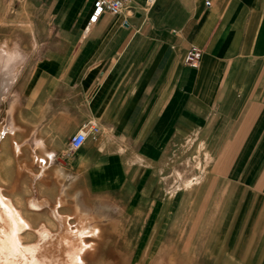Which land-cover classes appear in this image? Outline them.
Listing matches in <instances>:
<instances>
[{
  "label": "crops",
  "instance_id": "0c3cea01",
  "mask_svg": "<svg viewBox=\"0 0 264 264\" xmlns=\"http://www.w3.org/2000/svg\"><path fill=\"white\" fill-rule=\"evenodd\" d=\"M94 1L0 0L3 136L64 160L93 196L140 184L144 166H164L184 141L208 143L238 191L264 190V0H128L85 34ZM192 47L196 68L184 64ZM90 123L96 133L70 152ZM262 206L260 196L252 219ZM262 214L248 250L264 247Z\"/></svg>",
  "mask_w": 264,
  "mask_h": 264
},
{
  "label": "rangeland",
  "instance_id": "374dc122",
  "mask_svg": "<svg viewBox=\"0 0 264 264\" xmlns=\"http://www.w3.org/2000/svg\"><path fill=\"white\" fill-rule=\"evenodd\" d=\"M5 128L0 123V196L28 226L22 244L49 247L53 262L61 263V236L67 227L72 242L78 233L95 229V237L83 236L92 245L83 264H264L263 246L247 249L262 231L264 207L255 219L252 215L264 190L238 191L228 173H218L221 159L209 156L208 143H176L164 166L143 167L140 184L93 196L64 160L43 156L38 143L23 140L21 133L3 136ZM250 192L242 237L231 246L236 216ZM30 203L41 207L34 210ZM36 231L48 236L43 240Z\"/></svg>",
  "mask_w": 264,
  "mask_h": 264
},
{
  "label": "bare ground",
  "instance_id": "6f19581e",
  "mask_svg": "<svg viewBox=\"0 0 264 264\" xmlns=\"http://www.w3.org/2000/svg\"><path fill=\"white\" fill-rule=\"evenodd\" d=\"M0 204L4 206V212L0 214V264H83L84 253L91 252L92 245H87L83 241V236L95 237V229L90 228L91 231L87 229L86 234L78 233V239L72 242L70 239L73 234L66 227L65 233L61 236L62 254L59 260L61 263L53 262L51 258L54 256L49 247L22 244L21 237H24L23 231L28 228L27 224L8 199L0 196ZM30 206L38 208L40 205L31 203ZM36 234L43 240L48 236V232L45 231H36Z\"/></svg>",
  "mask_w": 264,
  "mask_h": 264
},
{
  "label": "built area",
  "instance_id": "2783aa9c",
  "mask_svg": "<svg viewBox=\"0 0 264 264\" xmlns=\"http://www.w3.org/2000/svg\"><path fill=\"white\" fill-rule=\"evenodd\" d=\"M148 5H151L153 0H146ZM208 4V3H207ZM128 0H95L92 6V11L89 15L84 33H88L93 25H95L103 15L120 16L127 10ZM124 23H126L124 21ZM201 52L192 47L188 50L184 57V64L190 68H196L199 64ZM89 133H96L95 126L90 123L78 131L70 138L69 151L74 152L79 150L85 143Z\"/></svg>",
  "mask_w": 264,
  "mask_h": 264
}]
</instances>
